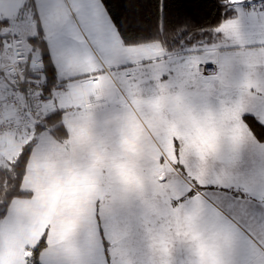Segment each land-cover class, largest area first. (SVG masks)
Masks as SVG:
<instances>
[{
    "label": "snow or ice",
    "instance_id": "obj_1",
    "mask_svg": "<svg viewBox=\"0 0 264 264\" xmlns=\"http://www.w3.org/2000/svg\"><path fill=\"white\" fill-rule=\"evenodd\" d=\"M0 0V264H264V0Z\"/></svg>",
    "mask_w": 264,
    "mask_h": 264
},
{
    "label": "trees",
    "instance_id": "obj_2",
    "mask_svg": "<svg viewBox=\"0 0 264 264\" xmlns=\"http://www.w3.org/2000/svg\"><path fill=\"white\" fill-rule=\"evenodd\" d=\"M107 2L119 4L123 3L124 0H107ZM167 2L171 6L168 15H180L184 7L193 4L198 6L199 10L194 20V23L198 25H214L221 19L222 9L219 7L218 0H167Z\"/></svg>",
    "mask_w": 264,
    "mask_h": 264
}]
</instances>
